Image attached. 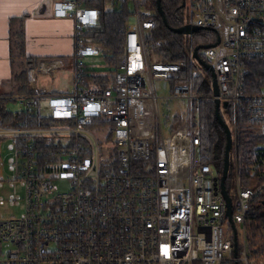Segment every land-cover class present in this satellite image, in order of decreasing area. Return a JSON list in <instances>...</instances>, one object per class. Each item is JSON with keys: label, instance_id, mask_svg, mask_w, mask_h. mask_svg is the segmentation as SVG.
Here are the masks:
<instances>
[{"label": "built area", "instance_id": "obj_1", "mask_svg": "<svg viewBox=\"0 0 264 264\" xmlns=\"http://www.w3.org/2000/svg\"><path fill=\"white\" fill-rule=\"evenodd\" d=\"M47 1L55 18L72 21L73 82L61 93L33 84L32 94L17 98L26 112L46 98L49 116L62 125L0 124L10 174H1L0 160V189L10 190L0 194V205L23 208L18 216L0 212V264H264V211L256 207L264 195V85L245 90L249 62L264 57V0H183L185 23L214 31L211 43L219 38L204 54L216 94L180 79L197 64L188 43L184 59L152 57L156 10L149 0H115L131 5L134 20L124 27L114 81L86 86L84 58L100 52L84 42L83 30L96 23L99 9L84 0ZM158 79L174 80L169 95H159ZM171 98L186 99L188 108L165 133V121L175 123L161 112ZM207 98L226 100L220 108L231 109L224 180L230 217L222 164L203 150L195 114ZM101 122L110 124L107 146ZM246 134L259 141L241 162L239 138ZM57 179L68 187L59 189Z\"/></svg>", "mask_w": 264, "mask_h": 264}, {"label": "trees", "instance_id": "obj_2", "mask_svg": "<svg viewBox=\"0 0 264 264\" xmlns=\"http://www.w3.org/2000/svg\"><path fill=\"white\" fill-rule=\"evenodd\" d=\"M156 10L155 0H149ZM183 0H161V7L163 9L168 26L177 27L182 25ZM88 6L97 7L99 15L96 23L92 26L86 27L83 30L84 42L94 45L99 49V58L103 63V68L96 69L91 65L86 64L84 69V77L89 80L84 84L91 88H106L114 81L115 76V58L118 54L123 52V37L124 27L129 19L130 11L127 3H119L115 0H84ZM117 4V6H115ZM162 20V17L155 11V26L151 30L149 43L151 45V55L153 58L163 60L176 61L186 58L187 43L193 48L198 44L211 43L214 37H211L210 30L201 29L192 33L191 41H188V36L172 31ZM209 33V34H208ZM208 40V42H206ZM18 52L25 59V64L22 65L21 71L15 76L16 80L21 81L20 87L26 94H32L33 89L28 85L27 71L29 67H36L34 58L26 56L23 50L22 42L18 43ZM201 57L204 58L199 51ZM72 64V56L70 57ZM196 64V63H195ZM194 63L190 64L186 71L181 72L180 79L184 81H191L192 88L196 92L210 93L211 82L210 74L204 77L193 73ZM250 72L246 77V91L259 90L260 84L264 85V57L253 59L249 62ZM248 82V84H247ZM174 80H171V86ZM214 102L212 99H203L200 101L198 110V120L201 126V141L202 148L210 154V158L214 155V160L218 166H221L225 136L222 127L218 123L214 114ZM222 118L230 123L231 109H220ZM227 118L229 120H227ZM55 120L49 114H41L38 110L24 111L23 109L11 110L6 108L4 102L0 101V124L4 125H29V126H50ZM92 126V125H91ZM49 138L38 137V142L44 143V140L49 142ZM43 141V142H42ZM259 141L258 136L242 135L239 138L238 158L242 162L250 154L252 145ZM242 181L249 183L245 177ZM263 198L259 199L257 208L264 211Z\"/></svg>", "mask_w": 264, "mask_h": 264}, {"label": "crops", "instance_id": "obj_3", "mask_svg": "<svg viewBox=\"0 0 264 264\" xmlns=\"http://www.w3.org/2000/svg\"><path fill=\"white\" fill-rule=\"evenodd\" d=\"M68 19H57L52 15L51 4L47 0H0V86L5 89L0 91V101L4 102L6 108L14 109L6 105L16 92L19 96L26 94L20 87L21 81L15 76L21 71L25 64L20 52L18 43L22 42L26 56L38 58L35 61L40 74L48 73L52 69H59L69 77L67 86L62 89L53 86L47 87L44 81H38L34 74L35 67H29L27 71L28 85L33 89V84L39 88H47L52 93L66 92L73 82L74 65L71 64L73 37L69 34L71 27ZM21 65L16 71L15 66ZM42 69V72H41ZM11 83L12 89L6 87ZM34 91V89H33ZM45 100V104L42 101ZM46 98L41 99L38 109L44 114H48L46 108ZM45 111H43L42 109ZM33 110V109H32Z\"/></svg>", "mask_w": 264, "mask_h": 264}, {"label": "rangeland", "instance_id": "obj_4", "mask_svg": "<svg viewBox=\"0 0 264 264\" xmlns=\"http://www.w3.org/2000/svg\"><path fill=\"white\" fill-rule=\"evenodd\" d=\"M115 6H117V4H115ZM129 9H130V11H132L131 5H130ZM185 14H186V9L183 8L182 20L184 23L190 22V18L185 16ZM128 20L129 21L134 20V16L132 15V13H130ZM69 21L70 20H68L67 22H69ZM69 24L71 25V27H69L67 25L65 27L69 28V30H70L69 34L73 37L74 30L72 28V21H70ZM210 34H211V37H214V39L216 38L214 31H210ZM206 42H208V40ZM73 49H74V46L72 48V52H73ZM205 50H206V48H200L199 49V51L202 55L205 54ZM204 58L206 59L207 62L210 61L208 57L204 56ZM84 60L86 61V64L91 65L93 68H96V69L103 68V63L101 61V58H99L98 56L86 57V58H84ZM20 67H21V65H16L15 70L17 71ZM194 71H195L196 75H199L201 77H204L208 74V71L205 68L199 66L198 64L194 65ZM41 72H42V69H41ZM34 74H36L38 81L39 80H40V82L44 81L43 84H45L47 87L53 86L56 88L58 86V88L64 89L69 82V77L64 79L66 76L64 75V73H60L59 69H52L48 73L40 74L39 69L36 66L35 70H34ZM210 82H211V79H210ZM155 84H156L157 91H158L159 95L165 96V95H169L171 93V79H158V80H156ZM6 87L10 91L12 89L11 83H8L6 85ZM4 89H5V86H0V91H2ZM16 96H17L16 92L14 91V95L11 98L13 100L8 101L6 103V105H8L9 107L14 108V109L20 108V105H19L17 99L14 100V98ZM45 102L46 101L43 100L42 104H45ZM163 102L168 104V106L166 104L162 105V109H161L162 115H164V116L172 115L174 120H175V123L173 121H165V125H164L165 133H167V132L169 133L170 129H168V128H170V126L174 127V126L179 125V121H180V119L178 118L179 115L180 114H183V115L186 114L187 108H188V104H187L188 101L184 98H177V99L171 98V99L165 100ZM42 109H43V106H42ZM43 111H45V110L43 109ZM195 114L198 117V111H196ZM227 120H229V119L227 118ZM63 123H65V121L56 120V121H54L53 125H62ZM98 126L101 129H103V132L100 136L101 140L104 142V144L106 146L109 145V140L107 138V134H108V128H109L110 124L101 122V123H98ZM2 148H3V150L0 153V160L2 162L1 174L4 177H8V176H10V174L6 171V158L8 156V152L5 149V143L2 144ZM55 184L61 190L67 188L69 185L68 181L61 180V179H57L55 181ZM227 186H230L228 181H227ZM229 189L231 190L230 187H229ZM9 192H10V190L7 189L6 187H3L0 189V194L3 195L5 198L7 197ZM19 192H21L20 189H19ZM22 210H23L22 204L21 205H8V204L0 205V212L5 214V215H8V216H18L22 212Z\"/></svg>", "mask_w": 264, "mask_h": 264}, {"label": "water", "instance_id": "obj_5", "mask_svg": "<svg viewBox=\"0 0 264 264\" xmlns=\"http://www.w3.org/2000/svg\"><path fill=\"white\" fill-rule=\"evenodd\" d=\"M155 4H156V11L162 17V20L165 23V25L168 26L167 20L165 18L164 12H163V9L161 7V0H155ZM183 5H184V1L182 2V6ZM168 27L172 31H175L179 34H184V35L192 34L196 31H199L202 29L201 26L196 25V24H190V23H184V24L177 26V27H171V26H168ZM218 41H219V38H217V40L213 43L198 44L193 49V55H194V58H195L197 64L199 66L205 68L210 74L211 90L215 94L217 93V83H216L215 73L213 71L211 64L209 62H207L203 57L200 56L199 49L200 48H209L211 46H214L218 43ZM213 102L215 105V108H214L215 118L218 121V123L220 124V126L222 127L223 132H224V136H225L224 153H223V159H222V174H221V178H220V187H221V193L223 194V196L225 197V200H226L227 215L230 217V215H231V207H230L231 202H230V197H229L227 190L225 188L224 180L226 178L228 167H229V152H230V148H231V131H230L229 124L222 118V116L220 114V107H226L228 102L226 100L221 102L219 99H214ZM262 203L264 204V200L262 201Z\"/></svg>", "mask_w": 264, "mask_h": 264}]
</instances>
